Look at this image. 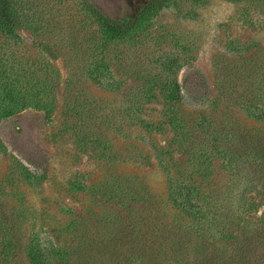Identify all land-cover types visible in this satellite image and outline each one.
Segmentation results:
<instances>
[{
  "label": "rangeland",
  "instance_id": "1",
  "mask_svg": "<svg viewBox=\"0 0 264 264\" xmlns=\"http://www.w3.org/2000/svg\"><path fill=\"white\" fill-rule=\"evenodd\" d=\"M81 1L116 22L141 18L99 39ZM22 2L21 40L0 34V53L41 61L56 97L50 114L28 109L0 124V201L25 237L70 247L91 219L102 234L136 225L167 205L170 180L196 182L202 195L247 192V217L258 221L264 0ZM99 60L108 68L95 80ZM195 74L206 88L187 86Z\"/></svg>",
  "mask_w": 264,
  "mask_h": 264
},
{
  "label": "trees",
  "instance_id": "2",
  "mask_svg": "<svg viewBox=\"0 0 264 264\" xmlns=\"http://www.w3.org/2000/svg\"><path fill=\"white\" fill-rule=\"evenodd\" d=\"M49 2L56 7L65 0ZM22 3L0 0V34L6 37L4 43L21 40L16 27L27 17L22 14ZM156 4L162 7V3ZM80 5L85 20H89L86 23L97 25L96 31L102 32L99 39L126 35L141 18L116 22L87 1ZM92 65V78L100 80V72L108 66L103 60ZM52 73L37 58L19 53L11 61L0 53V124L28 109L50 114L56 98ZM193 80L200 88H206L202 76L197 74L187 78L188 87ZM176 88L180 93L179 84ZM254 116L262 120L264 112ZM0 147L4 148L1 138ZM259 198L264 202V193L254 197ZM168 199L165 207L150 208L158 212L157 216L148 214L150 217L141 221L133 220L138 224L121 225L112 233L108 230L102 234L91 219L90 226L81 231L78 244L70 247L48 244L36 234L25 237L19 215L0 201V264H264V212L258 221L247 217L252 210L249 193L214 190L202 195L196 182L170 180ZM144 205L150 203L145 201ZM117 218L128 220L124 216Z\"/></svg>",
  "mask_w": 264,
  "mask_h": 264
}]
</instances>
